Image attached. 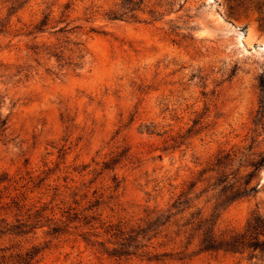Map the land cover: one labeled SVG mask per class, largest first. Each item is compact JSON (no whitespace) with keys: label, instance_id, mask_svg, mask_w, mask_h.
Listing matches in <instances>:
<instances>
[{"label":"rangeland","instance_id":"obj_1","mask_svg":"<svg viewBox=\"0 0 264 264\" xmlns=\"http://www.w3.org/2000/svg\"><path fill=\"white\" fill-rule=\"evenodd\" d=\"M128 1L134 10L112 18ZM9 5L0 0V264H264L223 251L119 258L81 238L88 225L65 223L74 210L137 220L221 150L264 151V117L251 132L264 77V22L252 3ZM253 182L255 190L219 207V228L264 213V165ZM215 196L203 192L198 206L209 210ZM152 244L173 242L161 233ZM26 251L35 253L29 261Z\"/></svg>","mask_w":264,"mask_h":264},{"label":"trees","instance_id":"obj_2","mask_svg":"<svg viewBox=\"0 0 264 264\" xmlns=\"http://www.w3.org/2000/svg\"><path fill=\"white\" fill-rule=\"evenodd\" d=\"M7 1L10 3L9 9L17 2ZM248 1L258 10L260 19L264 22V0ZM133 10L131 1L121 2L111 11V16L120 17ZM44 23L46 21H41L34 27L42 31L40 28ZM259 88V106L252 119L253 137L258 134L256 129L264 117L263 76L259 79ZM248 150V147L221 150L208 167H202L198 176L186 187L173 193L164 206L149 209L137 220H100L97 214H81V211L74 210L69 211L65 223L69 226V222L76 220L78 224L75 227L88 225L86 230L80 232L81 238L91 245L97 244L103 252L119 258L140 255L149 260L183 261L197 253L223 251L246 253L249 259L259 260L264 257V213L254 211L239 228L217 226L219 207L222 208L257 188L258 184L253 180L264 165V151L256 157H249ZM236 161L238 165L232 167ZM201 183L204 185L196 194L194 191ZM209 190L216 196L210 209L206 210L204 206H198V198ZM96 220L98 224L94 225ZM52 229L56 232L59 227L54 226ZM161 233L173 242L171 247L158 249L152 244ZM25 255V260L29 261L35 253L26 251Z\"/></svg>","mask_w":264,"mask_h":264}]
</instances>
